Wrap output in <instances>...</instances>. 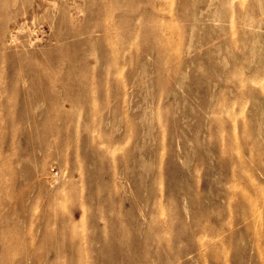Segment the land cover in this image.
Returning <instances> with one entry per match:
<instances>
[{
    "label": "rangeland",
    "instance_id": "374dc122",
    "mask_svg": "<svg viewBox=\"0 0 264 264\" xmlns=\"http://www.w3.org/2000/svg\"><path fill=\"white\" fill-rule=\"evenodd\" d=\"M104 257L264 264V0H0V264Z\"/></svg>",
    "mask_w": 264,
    "mask_h": 264
},
{
    "label": "bare ground",
    "instance_id": "6f19581e",
    "mask_svg": "<svg viewBox=\"0 0 264 264\" xmlns=\"http://www.w3.org/2000/svg\"><path fill=\"white\" fill-rule=\"evenodd\" d=\"M78 249H85V250H89L92 249V246L90 244H88L87 246H81L78 247ZM79 260V259H77ZM75 264V263H74ZM78 264H143V263H133L129 260H120V261H115L113 259H109L107 257L104 258H96V259H88L86 258L84 261H79Z\"/></svg>",
    "mask_w": 264,
    "mask_h": 264
}]
</instances>
